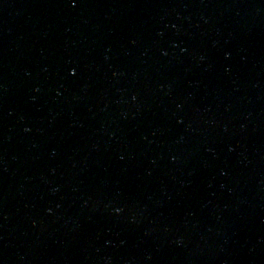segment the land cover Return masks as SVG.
Returning a JSON list of instances; mask_svg holds the SVG:
<instances>
[{
	"label": "water",
	"instance_id": "1",
	"mask_svg": "<svg viewBox=\"0 0 264 264\" xmlns=\"http://www.w3.org/2000/svg\"><path fill=\"white\" fill-rule=\"evenodd\" d=\"M0 264H264V0H0Z\"/></svg>",
	"mask_w": 264,
	"mask_h": 264
}]
</instances>
